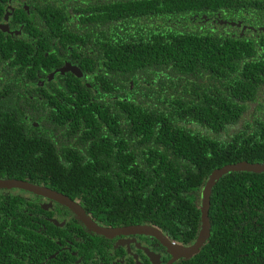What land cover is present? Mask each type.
<instances>
[{
    "label": "trees",
    "instance_id": "obj_1",
    "mask_svg": "<svg viewBox=\"0 0 264 264\" xmlns=\"http://www.w3.org/2000/svg\"><path fill=\"white\" fill-rule=\"evenodd\" d=\"M214 10L234 13V0H0L14 32L0 30V72L20 88L0 97V177L58 190L101 223L193 243L210 174L264 163V117L246 106L261 80L234 76V33L194 27ZM70 60L82 78L37 85ZM210 219L188 264H264V172L224 175Z\"/></svg>",
    "mask_w": 264,
    "mask_h": 264
},
{
    "label": "flooded vegetation",
    "instance_id": "obj_2",
    "mask_svg": "<svg viewBox=\"0 0 264 264\" xmlns=\"http://www.w3.org/2000/svg\"><path fill=\"white\" fill-rule=\"evenodd\" d=\"M8 13L0 21V30L6 35L13 32L7 20ZM197 16L194 23L196 29L234 33V76L261 80L258 92L247 100L246 106H253L264 117V0H234V13L214 10L206 13L205 19ZM240 47L243 56L238 59ZM58 50L55 48L56 52ZM46 51V55L52 53L51 47ZM4 59L5 56L0 55V68ZM251 62L260 63V67L247 65ZM67 64L77 66L72 60L67 61L65 67ZM63 68L55 69L48 76L40 75L42 78L37 85L44 90V86L55 80L57 74L66 72L61 71ZM16 81L19 82V79ZM14 83L13 74L0 72V97L19 93L20 88L14 91ZM24 92L27 93V90H23L22 94ZM5 179H19L60 192L28 179L0 177V180ZM36 205H39L41 213L33 212ZM90 217L106 228L138 225L105 224ZM160 230L169 241L177 244L189 246L195 242L183 244L174 241L167 231ZM187 261L185 257L175 259L173 252L158 237L126 231L102 234L89 228L74 210L54 198L21 187L0 186V264H188Z\"/></svg>",
    "mask_w": 264,
    "mask_h": 264
},
{
    "label": "water",
    "instance_id": "obj_3",
    "mask_svg": "<svg viewBox=\"0 0 264 264\" xmlns=\"http://www.w3.org/2000/svg\"><path fill=\"white\" fill-rule=\"evenodd\" d=\"M2 27V25H0ZM65 70H71L77 76L81 77L82 73L77 66H72L71 64H67L66 67L61 69L62 72ZM52 75L50 79L53 77ZM237 171H248V172H256L262 173L264 172V163L259 162H249L247 160L238 161L235 163L225 164L217 169H215L207 179L201 200V228L197 239L195 242L189 246H184L181 244H177L176 242L169 241L168 238L164 235V233L157 227L148 224H138L129 227L123 228H106L103 227L94 221L90 215L85 211V209L81 206L80 203L72 200L65 194H62L57 191H53L51 189L41 187L38 185L31 184L27 181L19 180V179H5L0 180V186L6 187H21L25 189H29L38 193H42L47 195L48 197L54 198L63 204L70 207L78 217L92 230L102 233V234H114L116 232H137L152 235L158 237L169 249L173 252L175 259L180 257L190 258L193 255L197 254L201 248L207 243L211 236V219H210V207H211V196L214 186L218 183V181L226 174L230 172Z\"/></svg>",
    "mask_w": 264,
    "mask_h": 264
},
{
    "label": "bare ground",
    "instance_id": "obj_4",
    "mask_svg": "<svg viewBox=\"0 0 264 264\" xmlns=\"http://www.w3.org/2000/svg\"><path fill=\"white\" fill-rule=\"evenodd\" d=\"M213 192V191H212Z\"/></svg>",
    "mask_w": 264,
    "mask_h": 264
}]
</instances>
